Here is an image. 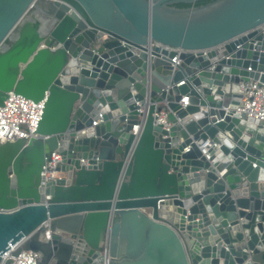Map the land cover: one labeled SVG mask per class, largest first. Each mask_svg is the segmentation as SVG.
Listing matches in <instances>:
<instances>
[{
  "label": "water",
  "instance_id": "obj_1",
  "mask_svg": "<svg viewBox=\"0 0 264 264\" xmlns=\"http://www.w3.org/2000/svg\"><path fill=\"white\" fill-rule=\"evenodd\" d=\"M198 1L0 0V105L45 100L0 142V264H264V129L236 112L264 0Z\"/></svg>",
  "mask_w": 264,
  "mask_h": 264
},
{
  "label": "built area",
  "instance_id": "obj_2",
  "mask_svg": "<svg viewBox=\"0 0 264 264\" xmlns=\"http://www.w3.org/2000/svg\"><path fill=\"white\" fill-rule=\"evenodd\" d=\"M259 30L264 31V24L259 27ZM157 44L158 43H154ZM162 46V45H160ZM56 47L53 46L52 49ZM169 51L177 52V56L173 59L174 62L180 63L178 56L182 50L165 47ZM240 45L237 46V49ZM210 49L188 51L194 55L207 54ZM236 50H234L235 52ZM230 58V56H226ZM252 69L249 67L248 71ZM260 74H264L263 68H259ZM184 82L180 83L183 84ZM240 97L237 98L239 104L236 108V112L240 114L244 119L259 120L260 126L264 129V82L260 80L251 79L248 82L241 81L239 83ZM180 104L186 107L189 104V97L183 96ZM45 106V100L34 102L26 99L20 95L9 93L4 100L3 105H0V142H13L19 139L30 140L36 137V130L38 124L42 118L43 110ZM142 112V109H139ZM169 110L164 108L160 111H155V124H162L164 128L168 129L171 123L167 119ZM98 122H94L96 125ZM135 129H139V125H134ZM203 154L209 158L206 149L202 150ZM61 156L58 153L51 155V160L47 161L46 166L42 172V177L45 180L55 179L59 177V173L56 171L60 165ZM15 248L13 247L12 250ZM11 264H36L35 257L29 251H22L17 257H13Z\"/></svg>",
  "mask_w": 264,
  "mask_h": 264
},
{
  "label": "trees",
  "instance_id": "obj_3",
  "mask_svg": "<svg viewBox=\"0 0 264 264\" xmlns=\"http://www.w3.org/2000/svg\"><path fill=\"white\" fill-rule=\"evenodd\" d=\"M211 1H214V0H201V1H198L196 2L194 5L195 6H201V5H205ZM191 5H187V4H178L177 7H190Z\"/></svg>",
  "mask_w": 264,
  "mask_h": 264
},
{
  "label": "crops",
  "instance_id": "obj_4",
  "mask_svg": "<svg viewBox=\"0 0 264 264\" xmlns=\"http://www.w3.org/2000/svg\"><path fill=\"white\" fill-rule=\"evenodd\" d=\"M58 176H62V175L59 174Z\"/></svg>",
  "mask_w": 264,
  "mask_h": 264
}]
</instances>
